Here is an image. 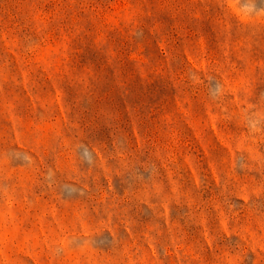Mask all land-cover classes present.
I'll list each match as a JSON object with an SVG mask.
<instances>
[{
    "label": "rangeland",
    "instance_id": "rangeland-1",
    "mask_svg": "<svg viewBox=\"0 0 264 264\" xmlns=\"http://www.w3.org/2000/svg\"><path fill=\"white\" fill-rule=\"evenodd\" d=\"M0 264H264V0H0Z\"/></svg>",
    "mask_w": 264,
    "mask_h": 264
}]
</instances>
